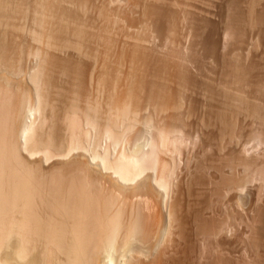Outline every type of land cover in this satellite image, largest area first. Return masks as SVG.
Segmentation results:
<instances>
[{"label":"rangeland","instance_id":"374dc122","mask_svg":"<svg viewBox=\"0 0 264 264\" xmlns=\"http://www.w3.org/2000/svg\"><path fill=\"white\" fill-rule=\"evenodd\" d=\"M150 1L163 3L164 5H166V7H169L176 12L182 10L181 12H177L179 14H181L182 12H184L183 14L186 13L183 22L184 24L180 22L181 24L179 23V25L181 27H178L180 32L179 34H181L180 38L182 36V38L180 39V44L184 42L183 36H185V44L186 46H188V50L186 51L184 49V52L194 53L196 59L200 62V67L202 66L200 68L202 70H198L199 73L193 70V68L191 73L194 72L196 75H198V77L208 76L211 79H215L217 76L216 73L218 70V66H216L212 60L203 59L201 55L202 46L200 41L201 39L199 38L202 37L201 35H205L206 32H208V30L210 29L208 28V25L205 26L204 22L201 19L204 12L209 13L206 16L207 19L212 21L216 26L215 30L217 34L214 32V37H216V39L219 41L217 51L219 54L226 51L222 48L221 45V31L224 27V20L226 17L225 14L227 13V8L224 7L225 0H149L147 2ZM34 2V0H28L23 5V10L17 15L16 22L19 26H21L22 29L20 35H18L14 42L16 49H14V52H12L14 56L13 71L16 77L15 81L17 82L22 80V84L25 81V85H28V87H20V91V89H18L19 87L17 88L15 86V82L14 84H11V86L10 84L8 85L3 82L2 85L0 84V140L2 139L1 143L3 145H7L8 142L12 143V147H15L18 155L20 154V159L26 163V169L29 171V173L31 172L33 182H38L36 183V188L40 196L38 195L39 197H35V201H33V210H35L34 212H36L39 218L43 219V221L52 219L53 221L56 220L57 222V217L59 221V215L57 216V214L54 212L56 210L54 204L56 202H63L70 199L71 196L68 194V190L72 185H74L75 188L77 187L76 189L78 191L80 190L81 193H79V195L86 194V196L91 195V197L95 198L94 201L95 204H97L95 205V208H97V211L93 206L95 210L94 212H96V217L94 218H98L94 222L97 221L96 223H98L99 225L92 222L89 223V226L87 225V227L89 231H92L93 229V232L95 233H91L96 234V240L98 238L99 240H103V238L101 237L103 235L104 240L107 237L109 238H107L109 241L112 240V243L114 244H112L113 249L110 250L112 264H120L119 260L121 261L123 257H133V254L135 257L140 252H142V254L140 253L137 256L140 259V264L141 261L142 264L145 262L147 263V261L150 260L151 254H154L156 256L158 253V255H160V259L162 258L161 261L166 262H163L164 264H239V262L235 261V254H233V250L235 249L240 251L241 245L239 246V248H232L233 245H230L229 248H227L231 251L229 250L230 252H227V248L225 246L217 247L215 239H208V241H206L205 243L206 247L201 250L198 242L199 235L197 234V231L199 232L200 227L197 226V224L194 223L195 221L193 220L192 212H194V210H200L204 205H208L211 208L204 211V213L202 212V218L207 222H211H208V227L211 225L216 226V224L221 221L225 222L227 225L230 224L237 213L240 212L243 207H245V202L247 201L246 195L248 194L249 197L250 191V188L247 187L243 188L240 192H229V194H227L226 196L217 198L216 190H219L221 184H223L221 183L222 176L225 175L224 178H226L228 173L227 171H224V174L220 175L221 173H217L216 169L212 168V165H221L225 159L222 157L228 155L229 153L228 148L222 150L219 149L218 144H220V142H218V140L221 137V132L217 122L208 112L210 109H208V107H215L220 102V98L218 96H213L212 98L207 97V94H205L206 91L202 86L199 87V85H197L195 87H191L190 84L188 85V83H184V87L186 86L185 94L187 98L183 99V108H189V110L191 111V117L189 115L188 117L183 118L181 121H177L180 123L182 122L181 124L178 123V125H182V128H180V130L176 133L177 142H174V144H172V149L170 148L171 144H168L169 146L167 145V148L165 147V150H162L164 149V147H161L162 149L158 148L157 150V146L155 145L158 138V136H156L157 134L153 132L154 130H147L146 128H144L143 125H141L140 121L139 123L137 122L132 128H130L127 133H125L126 136L124 135V138H122V141H120L121 144L119 143V145L116 147L113 155L114 157H116L118 154L117 157L120 158H122V156L123 158L129 156V161L133 160L131 162H133L135 166H137L138 163L141 162L139 164L140 167L138 166L141 170L138 167H132L134 169L131 168L132 171L134 170L133 172H135L136 170L143 171L138 176L131 179L132 181L119 180L115 174H112L111 169H103L100 165H97L100 158L106 159L109 155V153L107 154L108 151L105 150L108 147L107 143L103 144L102 142L100 146H95V144L93 143V138L90 139V137H88L87 139H84V136L82 134L75 135V137L77 136L76 139L78 138L80 140L79 142H82L81 144L83 146L85 145L86 147H84L86 149L88 148L87 150H81L80 148H77L76 150L73 149L74 151H70V153H68L67 155H53L49 159L45 160V152H52L54 154L62 151L63 154L66 151L65 148L67 144L70 143V136L68 137V131L65 129V124L68 118L73 117V115L70 113V111L73 109V106L75 107V109L77 108L76 110H78V108H86L88 105L106 108L107 104H109L110 107L115 104V102H120L127 97L125 96L127 95V89L125 87L127 84L126 79L129 73H132L133 70V73H135L136 76H139L142 74L144 69H147V67H143V59L142 57H139L140 55L135 56L136 59H138L136 60L134 59L132 54H130L131 51L129 47L131 46L132 42L134 43V38H140L141 47H146L144 49V51L146 50L145 53L148 52V57L153 58V60L150 59L151 63L156 57L161 58L164 54L167 55V52H170V49H172L175 44L178 43L177 37H173V39L175 40H171V37L173 35L170 34V36L172 35L170 37L167 34L168 29L166 30V28H168V20L167 23L166 20H163L162 22H159L157 20V22L156 18L154 17L152 18L142 16V5L144 4L143 2H145V0H118L113 3H108L107 0H87L86 3L83 4L84 14H81V18L85 23V25H83V29L86 32L85 41L79 43V38H77L73 33H70L67 35L69 36L67 37V40L57 39L54 41V43H57L62 47L54 50L53 48H51L53 46V40L51 41L47 37L40 35L41 30L38 24V17L34 14V12H32V10L36 8ZM172 2H175V5H173L174 3L171 4ZM101 3H103L107 7L106 8L104 6L105 11H103H108V17H106L105 22V17H100L97 14L98 8ZM134 4H136V6H134ZM190 14L192 18L189 17ZM180 17L181 16H178L177 14L176 21L180 20ZM193 18L195 19L192 21ZM183 25L185 27H183ZM72 26L76 25L73 24ZM203 27L206 28L204 29ZM181 28L183 31H181ZM248 30L249 27L246 28V36L249 33ZM194 32L197 33L195 34V37ZM198 32H201L202 34H198ZM246 38L244 40H246ZM47 39L49 44H47ZM72 42L73 45L74 42L77 45L78 43L83 45V47L80 49V53L76 48L74 49V47L71 48L69 46H65L66 43L72 44ZM50 43L51 47L48 46L50 45ZM17 46L19 48H17ZM168 47H170V49ZM263 47V40H258L256 43L254 42L253 47L250 48L249 56L254 59L256 58V60L259 59L258 61L260 62L261 59L259 57L261 55L260 53ZM35 52L37 54H34ZM45 52L48 57L50 56L49 54H56L57 56H59V58L64 59L65 61L67 60V64L70 63L72 68L79 65L82 68L80 69V72H83L82 75L80 74V76L76 77V75L73 73L76 78L79 77V79H74L75 77H73V75L72 77L68 75L63 76L62 74H58L56 70L54 71V73H52L54 74V84H51L50 82H52V80L49 81L50 79L48 77L50 69L48 68V66L50 61L48 60L47 56L46 58L43 57L45 56ZM41 58L43 59L42 61ZM79 62H81V64ZM38 63L42 68L41 80L43 82V85L41 91L43 98H45V101L47 102V105L41 111V117L45 118L44 122L42 121L43 118H41V122H43L42 125L39 121L37 122L40 128L38 129L43 130L44 134H42V136H40L39 138L35 137V140L38 139V143L40 144L38 146V143L34 140L37 144L34 142L33 145H35L36 148L38 147V149L30 156V154L26 153L22 149H19L21 138L19 137L18 126L19 123L20 125H22L23 122L28 121L25 118L27 108L22 109L21 112V106H23V104L25 103L29 105H34L35 103V87L33 88V84H31L28 79L27 81L26 78H28V73L33 70V68H35ZM134 67L137 70L134 71ZM139 67L142 70H139ZM148 70L149 68L146 71ZM150 72H152L151 69L150 71H148V73ZM17 78H20L21 80ZM45 79H48L47 82L45 81ZM81 81L83 82V84ZM97 81H99L98 84ZM46 84L49 85L46 86ZM50 86H52V88ZM218 86L220 85H215L216 89L219 88ZM24 88L27 89L24 90ZM22 89L24 90V92H22ZM124 90L126 91V93ZM57 92L60 93L57 94ZM137 94L139 95V97H137L136 99L135 97L137 95L134 97L130 96L132 97V100L130 97H127L128 99L130 98L129 102L131 105L136 103L141 104L143 102L144 98L142 97V95H140L139 93ZM138 98L140 100H138ZM135 101L137 102L134 103ZM70 105L72 109L70 108ZM68 110L69 112L67 113ZM19 112L21 113V117L16 118ZM146 114L147 110L139 111L137 119L141 120ZM234 120L235 130L239 131L241 126V137L246 138L247 136L245 134L250 128V118L243 117V115L240 114L236 116ZM167 121L164 122H172L169 120ZM173 122L177 124L176 121ZM39 130L37 132H40ZM241 130L243 132H241ZM47 132L49 133L48 138H46L45 136ZM68 139L69 142H67ZM150 140L154 142H152L154 146L153 149L151 148V154L155 155H148V157L145 156V158L143 157L142 161L140 162L137 160L136 165L135 158L140 157L141 154L145 151H150V146L147 145V142L149 143ZM72 141L73 140H71V143ZM45 142H50L52 147L47 145L45 147ZM86 142H91V144H94L95 147L93 145H88L89 143L87 144ZM3 145H0L1 150H4ZM252 145L253 143L247 147L250 149ZM93 147L95 149H93ZM89 148L91 151L89 150ZM258 149L259 147L255 148L254 150ZM3 150V155L6 157L7 152L6 150ZM251 151L252 150H249L250 153H252ZM90 152H95L97 158H100L91 160L89 158ZM104 152L106 153L104 154ZM121 153L122 156L120 155ZM124 153L125 155H123ZM156 154H158L159 156ZM155 156L157 160L154 158ZM152 159H154L155 161H153ZM158 165H160V167ZM119 168H121L122 170V167ZM159 172L161 173V175ZM156 181H158L159 183H157ZM258 182V180H253L251 186L249 187L257 186L259 184ZM159 184L160 186H158ZM140 185H142L143 188ZM148 185L150 186V188H148ZM138 187L139 189H137ZM252 190H254L253 192H255L254 188L251 189V191ZM143 191L145 194L143 193ZM251 191L250 193H252ZM116 195L117 198L115 197ZM237 195L241 196V199H239ZM73 196L75 197H73L75 200L79 198V196L76 194H73ZM81 197L83 198L82 195ZM168 213H170L171 215L173 214V220L167 221L166 214L168 215ZM113 214H115L114 216L116 219L114 218ZM9 215L10 218H16L17 220H19L18 218H20L17 213H9ZM130 223H132V225H134L133 223H135L137 225L134 226L136 227L135 230H137V232H141L142 235L146 234V238L141 240L140 238H137L135 236L136 234H134V236H132L133 238H130L128 241L130 248L129 251L126 252L124 247L125 245H123L122 242L125 239L124 237H126L125 233H127V229H129L127 227H131ZM229 229L230 228H228V230ZM228 230V234L225 233V236L227 238L223 235V239L225 240L226 238V242L232 241L233 236H235L234 228H231L229 231ZM242 232H244L245 235H248L252 233V229L243 228ZM140 235L141 234L138 233L137 236ZM2 237V239H0L1 259L2 257H4L5 252L8 253L7 251L12 247L11 245H13V242H15L16 240L15 236L13 237V235H11L9 237L6 232L3 233ZM25 237L26 240L28 238L25 245L26 250L28 251H26L28 257H31L33 255H30V253L32 252L36 253V251L38 252L39 250L41 251V249L43 250V241L42 239H39L38 236L36 237V235L31 236L28 234ZM229 237L232 238L230 239ZM38 246H40L41 248ZM40 251L38 252V256L39 254H42ZM55 255L58 257V259H63L62 255H57L56 253H54L53 255L50 254V260H55V258L57 259ZM105 255L106 254H100L102 258ZM158 257L159 256H157L156 258L158 259ZM24 258L27 259V257ZM24 258L22 259V261H25ZM14 260H18V258H14ZM18 261H21V259H19ZM0 264L3 263L0 262ZM246 264H248L247 261Z\"/></svg>","mask_w":264,"mask_h":264},{"label":"bare ground","instance_id":"6f19581e","mask_svg":"<svg viewBox=\"0 0 264 264\" xmlns=\"http://www.w3.org/2000/svg\"><path fill=\"white\" fill-rule=\"evenodd\" d=\"M27 1L28 0H0V82H1L0 84L2 85L3 83H5L8 85L10 84L11 86V84H14L15 82V86L17 88L19 87L18 89H20V91H21L20 87L23 86L28 87V85H25V81L22 84V80L20 78L17 79H20L21 81H17V82L15 81L16 77L13 71L14 56L12 52H14L13 50L16 49L14 42L18 37V35H20L22 29L21 26H19L18 23L16 22V18L17 15L23 10L22 9L23 5ZM34 1L36 8H34L32 12H34V14L38 17V24L41 33L39 31L38 32L40 33V35L47 37L51 41L53 40L52 41L53 46L51 47V43H50V45H48L49 47L53 48L54 50L62 48L57 43H54V41L57 39L67 40V37H69L67 35L70 33H73L77 38H79L80 41V42L78 41L79 43L85 41L86 32L83 29V25H85V23L81 18L82 16L81 14H84L83 4L86 3L87 0H34ZM116 1L118 0H107L108 3H113ZM147 1L149 0H145V2H143L144 4L142 5L141 15L144 17H152V18L154 17L156 18V21L158 20L159 22L166 20L167 23L168 20V24H167L168 28H166V30L168 29L167 34L168 36H170V34L173 35V36L171 35L172 37L170 36L171 40H175L173 39V37H177L178 43L175 44L174 47L172 46L173 47L172 49L168 47L170 49V52H167V55L170 56L164 54L166 56L164 55H163L164 57L160 56L161 58L156 57L157 58L156 59L154 57L155 59L151 63L150 59L153 60V58L148 57L149 56V54H147L148 52L145 53L146 50L144 51V49L146 47L145 48L141 47L140 38L139 37L134 38V43L132 42L131 46L129 47L131 51L130 54H132L134 59H136L135 56L140 55L139 57H142L143 59V61L141 60L144 64L143 67L144 68L147 67V69L149 68L148 71H150L151 69L152 72L148 73V71H146L147 69H144L141 75L139 76L137 75L138 77L136 76L135 73H133V70L132 73L131 72L129 73V75L127 74L128 75V76L126 75L127 84L125 87L127 89V95L125 96L134 97L137 95L135 97L136 99L137 97H139V95L137 94L139 93L144 98L143 102L141 100L142 103L138 104L136 103L137 101H135L134 103L136 104H132L133 105L132 106L129 102V99L131 98L132 100V97H130L129 99L126 97L120 102L117 103L115 102V104H113L110 107L109 104H107L108 106L106 105V108L96 107L93 105H88V106L86 105L87 106L86 108L83 109L78 108V110H76L77 108L75 109V107L73 106L72 109L70 105V108L72 109L70 113L73 115V117L68 118L67 121L65 119L66 121L65 129L68 131L67 132L68 137L70 136V143L67 144L65 148L66 151L63 154L62 151H59L54 154L52 152H45L46 153L44 154L45 160L49 159L53 155H60V156L67 155L68 153H70V151H74L73 149L75 150L77 148L78 149L80 148L81 150L86 149L85 148L86 146L84 145L85 146L84 147L81 144L82 142H79L80 140L78 138L76 139L77 136L75 137V135L82 134L84 136V139H87L88 137H90V139L93 138V143L95 144V146H100L102 142L103 144L107 143L108 147L107 148L105 147L106 148L105 150L108 151L107 154L109 153L107 158L103 159L99 157L100 158L99 159L97 158L95 152L94 153L90 152L89 158L91 160H96V158L99 159L97 165H100L103 169H107V170L111 169L112 174H115L119 180H123V181L131 180L134 177L138 176L141 172H143L139 170L133 172L134 170L132 171L131 168L138 167L143 157L145 158V156L148 157V155H153L151 154V151L153 149L154 144H152L153 139L151 138L152 140H150L149 143L147 142V145L150 146L149 149L150 151L143 152L140 157H137L138 159L135 158L136 162L135 161L134 162L136 163V165H137V160L140 162L138 163L137 166H135L134 163L131 162L133 160L129 161L128 155H127L128 157L123 158L121 153L120 155L122 156L123 159L117 157L118 154L116 157H114L113 155L116 147L119 145L120 141H122V138H124L125 133H127V131H129L130 128H132L137 122L139 123L140 121L141 125H143L144 128H146L147 130H154L153 132L157 134L156 135L158 136L157 141L155 140L157 142L155 144L157 146V150L158 148L160 149L161 147H164V149L162 148L161 149L165 150L168 144L169 145L171 144L170 148L172 149L173 146L172 144H174V142H177L176 133L180 130V128H182V125H178V123L181 124L182 122L180 123L177 121L179 120L181 121L183 118L188 117L191 114L190 113L191 111L189 110L188 107L183 108V99L187 98L185 94L186 86L184 87V83H188V85L190 84L191 87L192 86L195 87L197 85H199V87L202 86L206 91L205 94H207L206 95L207 97L212 98L213 96L214 97L218 96L220 98L219 99L220 102L218 101L219 103L218 104L216 103L217 105L215 107H210V106L208 107V109L210 108L208 112L213 116L214 120L217 122L221 132L222 138L220 137L221 140L220 138H219L220 141L218 140V142H220V144H218L219 149L222 150L228 148V153H229L228 155L222 157L225 159L221 165H216V164L214 166L212 165V168H215L217 173H221L220 175L224 174L223 173L224 171H227L228 173L226 178H224L225 175L222 176L221 183L223 184H221L219 190H216L217 198L224 197L227 194H229V192H234V193L240 192L243 188H247V187L250 188L249 189L250 191L251 189L254 188L255 192H253L254 190L251 191L252 193H250L249 191V197L248 194L246 195L247 201L245 202V207H243L242 210H240V212H238L235 217L233 216L234 219H232L231 223L228 225L225 222L221 221L217 224L215 223L216 226L211 225L208 227V222L210 221L207 222L202 218V214L204 213V211L211 208L208 205H204V206L202 205L203 207L201 206L202 208L200 210L199 209L194 210V212H192L193 220L195 221L194 223H196L197 226L200 227V228L198 227L200 229L199 232L197 231V234L199 235V240H198L199 247L201 250L205 248L206 247L205 243L206 241H208V239H215L217 247L225 246L226 248L227 247L229 248L230 245H233L232 248H239V246L241 245L240 251L235 249L233 250V254H235L234 258L236 262H239V264L240 263L246 264V261L248 264H264V47L260 53L261 54L259 57L261 59L260 62L258 61L259 59L256 60V58L254 59L249 56L250 48L253 47L254 42L256 43L258 40L264 41V0H225L224 7L227 8L226 10L227 13L225 14L226 17L224 20V27L221 31V45L222 48L225 49L226 51L220 54L217 51L218 49L217 46L219 41L216 39V37H214V32L216 33L215 30L216 26L212 21L207 19L206 16L209 13L207 12L205 13L203 11L204 14L202 15L204 17L202 16L201 20L204 22L205 26L208 25V28L210 29L208 30V32H206L205 35H201L202 37L199 38L201 39L200 41L202 46L201 55L203 59L212 60L215 63V65L218 66V70L216 73L217 76L215 79L214 78L211 79L208 76L198 77V75H196L194 72L191 73L192 68L193 70L198 72V70L199 71L202 70L200 69L202 66L200 67L199 65L200 62L196 59L194 53L184 52L185 50L186 51L188 50V46H186L185 44L186 41L185 36H183L184 42L180 44V39L182 38V36L180 38L181 34H179L180 32L178 27L180 26L179 25L180 22L182 23L184 22L186 13L183 14L184 12H182L181 14H179L177 12L179 11L181 12L182 10L176 12L175 10L166 7V5H164L163 3H156L157 1L156 2H151V1L147 2ZM171 4L175 5V2H172ZM104 6L105 5L103 3L100 4L97 14L100 17L101 16L105 17L104 18V22H105L106 17H108L107 16L108 11L106 10V12H104L105 11ZM134 6H136V4H134ZM177 14L178 16L179 15L181 16L180 20L178 21H176ZM189 17H191V14ZM194 19L195 18H193L192 21ZM73 24L76 26H72ZM183 27L185 26L183 25ZM247 27H249L248 30L249 33L246 36ZM181 31H183L182 28ZM201 32H198V34ZM195 34L197 33L194 32V37L196 36ZM245 38L246 40H244ZM48 39H47V44H49ZM79 43L78 45L75 44V42L74 45L73 42L72 44L66 43L65 46L66 47L69 46L71 48L74 47V49L76 48L80 53L81 51L80 49L83 47V45ZM17 48L19 47L17 46ZM34 54L37 53L35 52ZM44 54L45 56L43 57L45 58L46 56L48 57V55H46V52ZM49 55L50 56L48 57V60L50 61L49 62L50 67L48 66V68L50 69H49L48 77L50 79L49 81L52 80V82H50L51 84H54L53 83L54 74L52 73H54V71L56 70L58 74H62L63 76L68 75L72 77L73 73L76 75V77L80 76V74L82 75L83 72H80L81 71L80 69L82 68L79 65L72 68L69 62H68L69 64H67V60L65 61L64 59L59 58V56H57L56 54L55 55L49 54ZM42 60L43 59L41 58V61ZM79 63L81 64V62ZM138 69L142 70L140 69V67ZM135 70L137 69H135L134 67V71ZM75 75H73V77H75ZM41 77H42V68L38 63V65H36L35 68H33V70H31L28 73V78H26V80L28 79L29 82L33 84V88L35 87V98H36L35 103L34 105H29L25 103L23 104V106H21L22 107L21 112L22 109L27 108L26 109L27 113L25 118L28 121L23 122L22 125H20L19 123L18 126V133H19V137L21 138V144L19 146V149H22L26 153L30 154V156L31 154L35 153L38 149V147L36 148L35 145H33L35 141L38 143V139L35 140V137L39 138L40 136H42V134H44L43 130H39L40 128L37 123L39 121L42 125V123L44 122L45 118L41 117V111L47 105V102L45 101V98H43L41 91L43 85ZM76 77L74 79H79V77L78 78ZM47 80L45 79L46 82ZM98 82L99 81H97V84ZM217 84L220 86H218L219 88L216 89L217 86L215 87V85ZM47 85L49 84H46V86ZM50 87L52 88V86ZM26 89L24 88V90ZM24 90L22 92H24ZM59 93L57 92V94ZM138 100L140 99L138 98ZM141 110H145V111L147 110V114L143 116L141 120H138L137 115L138 112ZM68 112L69 110L67 111V113ZM240 114H242L243 117L250 118L249 120L250 128L249 130H247V133L245 134L247 136L246 138L241 137L242 135L240 134L241 126L239 131L235 130L234 119L236 116ZM20 115L21 113L19 112L16 118L18 117L20 118L21 117ZM41 118H43L42 119L43 122H41ZM167 120L172 122L176 121L177 124L175 122L173 123L164 122ZM38 130L40 132H37ZM241 132L243 131L241 130ZM45 136L46 138H48L49 133L47 132ZM1 140H0V145H3L1 143ZM71 140H73L74 142L72 141L71 143ZM67 142H69V139ZM88 143H87L88 145L94 146V144H91V142ZM252 143L253 145L249 149L247 146H249ZM39 144L40 143H38V146ZM5 145L3 146H4V150H6L7 152L6 157L3 155L4 154L2 152L3 149L1 150V146H0V239L4 238L2 237V235L3 233L6 232L9 235V237L11 235H13V237L15 236L16 240L15 242H13V245H11L12 247L11 248L9 247L10 249L8 248L11 251L7 249L8 253L6 252L4 253L5 255L4 257H2V259L0 258V260H2L0 262H2L3 264H112V260L110 257V250L113 249V245H114L112 243V240L110 239L111 241H109L108 237H107L108 239L106 238L104 240V235L101 236L103 240L102 239L99 240L98 237H97L98 239L96 240L95 239L96 234H93L95 233L93 232V229L92 231H89L87 227L89 223L94 222L98 218V217L94 218L96 217L95 216L96 212H94L95 211L94 208L95 205H97L95 204L94 201L95 198L91 197V195L86 196V194L79 195V193H81L80 190L78 191L76 189L77 187L75 188V186L72 185L71 188L69 187L70 189L68 190V194L71 196L70 199L65 201L62 200L63 202H56L55 204L53 203L56 209L54 212L57 214V216L59 215L60 218L59 221H58V217H57V222L56 220L53 221L52 219H49L50 221L49 220L43 221V219L39 218L36 212H34L35 210H33V201H35L34 200L35 197L37 198L40 196L36 188L37 187L36 183L38 182L36 183L33 182L32 179L33 177L31 172L29 173V171L26 169L27 167L26 163L20 159V154L18 155V153L15 150V147H12L13 146L12 143L8 142V144L6 146ZM46 145L51 146V143L45 142V147ZM94 147L93 149H95ZM257 147H259V149L254 150ZM249 150H252L251 151L252 153H250ZM105 153L106 152H104V154ZM123 155H125V153ZM154 158L156 159V156ZM152 160L155 161L154 159ZM158 166L160 167V165ZM119 167H122V170ZM162 180H166V179H162ZM253 180H258L259 184L255 187H249L251 186ZM158 181L156 182L159 183ZM158 186H160V184ZM148 188H150V186ZM137 189H139V187ZM73 194L78 195L79 198L75 200ZM81 195L83 196V198L81 197ZM237 196L239 199H241V196L239 195ZM115 197L117 198V195ZM95 209L97 211V208ZM9 213L10 214L17 213V215L20 216V218H18L19 220H17L16 218H10ZM114 215L115 214H113V216ZM172 215L170 213H168V215L166 214L167 221L173 220ZM133 224L134 225L130 223L131 227H127L129 229H127L128 231L126 230L127 233H125L126 234V237H124L125 242L124 241L122 242L123 245H125L124 247L126 252H128L130 248L128 241L130 238H133L132 236H134V234H136L135 236L137 238H140L141 240L146 238L145 237L146 234L142 235L141 232L139 231L137 232V230H135L136 227H134L136 224L135 223ZM228 228L235 229L234 230L235 236H233L232 241L226 242L227 237L225 236V233L228 234L227 233ZM243 228L252 229V233L245 235V233L242 232ZM138 233L141 234L140 235L141 237L137 236ZM28 234L31 236L36 235V237L38 236L39 239H42L43 250L42 249L41 251L39 250L42 253L39 254V256H38L39 251L38 252L36 251L37 254L35 252L30 253L31 252L30 251L29 252L30 255L32 254L33 255L31 257L27 256L28 251L26 250L25 245L28 238L26 240L25 236H27ZM223 235L226 237L225 240L223 239ZM228 248H227V252H230L231 250ZM52 253L53 254L56 253L57 255L58 254L62 255L63 259L60 260L61 258L58 259V257L55 255L57 259L55 258V260L54 259L50 260V254L53 255ZM140 253L142 254V252ZM100 254L102 255L106 254V255L102 258ZM158 254L156 256L154 254H151V256L149 255L150 260L147 261V263L144 261L145 263L143 264H164L163 262L165 261L162 262L161 261L162 258L160 259V255ZM137 256L134 257L133 254V257L132 256L123 257L121 261L119 260V262L120 264H140L139 262L140 259ZM157 256H159L158 259L156 258ZM24 257H27V259ZM14 258H18V260L21 259V261L14 260ZM23 258L25 259V261H22Z\"/></svg>","mask_w":264,"mask_h":264}]
</instances>
